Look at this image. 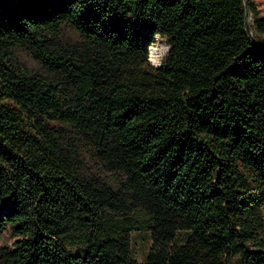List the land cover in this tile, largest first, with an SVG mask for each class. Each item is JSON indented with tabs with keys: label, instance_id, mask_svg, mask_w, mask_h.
Masks as SVG:
<instances>
[{
	"label": "trees",
	"instance_id": "1",
	"mask_svg": "<svg viewBox=\"0 0 264 264\" xmlns=\"http://www.w3.org/2000/svg\"><path fill=\"white\" fill-rule=\"evenodd\" d=\"M2 232L0 264H264L254 1L0 0Z\"/></svg>",
	"mask_w": 264,
	"mask_h": 264
},
{
	"label": "rangeland",
	"instance_id": "2",
	"mask_svg": "<svg viewBox=\"0 0 264 264\" xmlns=\"http://www.w3.org/2000/svg\"><path fill=\"white\" fill-rule=\"evenodd\" d=\"M255 3V6L257 8V14L260 16L264 15V0H252ZM154 46H157L159 49L158 54L156 55L158 58V62H153L151 60V51L149 48V59L154 65H159L161 62V59L163 55L165 54L166 50L168 49V44L165 42L164 38L161 36L157 37L156 42L154 43ZM151 47V46H150ZM11 237L6 232L0 233V244L2 243H9L11 242ZM150 246V237L148 233L145 232H139L134 233L132 235V241H131V250L134 258L137 261H142L146 255V252L148 251V248Z\"/></svg>",
	"mask_w": 264,
	"mask_h": 264
},
{
	"label": "bare ground",
	"instance_id": "3",
	"mask_svg": "<svg viewBox=\"0 0 264 264\" xmlns=\"http://www.w3.org/2000/svg\"><path fill=\"white\" fill-rule=\"evenodd\" d=\"M155 44L151 45L150 47V51H151V60L153 62H158V58H157V54L159 52V49L157 46H154Z\"/></svg>",
	"mask_w": 264,
	"mask_h": 264
},
{
	"label": "water",
	"instance_id": "4",
	"mask_svg": "<svg viewBox=\"0 0 264 264\" xmlns=\"http://www.w3.org/2000/svg\"><path fill=\"white\" fill-rule=\"evenodd\" d=\"M246 14H247V6H246ZM245 24H246V30H247V32H250V28H249V25H248L247 18H246V23Z\"/></svg>",
	"mask_w": 264,
	"mask_h": 264
}]
</instances>
